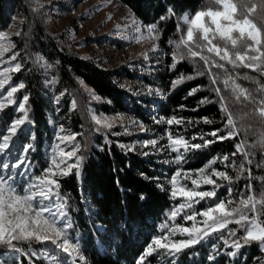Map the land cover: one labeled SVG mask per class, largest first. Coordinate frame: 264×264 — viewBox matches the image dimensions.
I'll return each instance as SVG.
<instances>
[{
	"label": "snow or ice",
	"instance_id": "1",
	"mask_svg": "<svg viewBox=\"0 0 264 264\" xmlns=\"http://www.w3.org/2000/svg\"><path fill=\"white\" fill-rule=\"evenodd\" d=\"M208 2L209 5L218 7L209 6L194 15L185 13L179 17L177 31L180 38L169 42L173 45L169 70H174L176 65L184 60L191 62L194 67L195 75L179 74L172 81L173 88L185 80H193L207 74L210 90L217 100L211 101L204 97L199 105L218 103L220 111L224 113L223 127L214 128L206 133L197 132L190 138H185L180 131L173 135L172 126L175 125L178 129L184 127L186 118L172 115L155 121L156 123L163 121L168 126L164 137H161L166 138L167 143L160 145L158 150L163 151L167 148L169 152L175 153L171 163L177 165L168 180L169 187L165 189L159 183L157 187L162 191L167 190L171 200L180 202L173 205L167 217L171 222L170 225L167 222L164 225L167 231L152 238L138 258L139 264H144L146 257L161 251L168 258V264H177L176 257L180 253L202 244L215 233H219L216 238L219 243L213 242L211 245L212 253L208 256L210 262L215 261L218 255L224 254L235 264L237 259H243L240 250L253 243L259 246L261 253H264V176H254L252 170V157L255 155L253 149L264 150V131L259 134L255 143L249 144L245 137L234 144L233 152L214 156L198 169L184 168L190 152L208 148L217 142L236 140L243 130V126L237 128V121L229 107V98L223 94L221 84L224 91L231 93L233 103L252 105L250 113L245 115L256 116L259 123L264 126V80L248 73L241 75L236 71L239 68H246L264 78V0H260L259 4L254 0H208ZM174 15V9L168 8L166 15L144 25L135 14H131L129 20L137 33L136 40L150 41V51L158 52L159 46L156 42L161 38L159 24ZM108 19H111V16ZM116 29L119 31L121 25L117 24ZM20 34L16 33L17 36ZM15 48L16 45L10 37L0 32V113L13 105L17 113H22L14 117L4 131L0 132V245L19 251L16 245L20 242L28 244L29 247L33 241L40 244L50 242L59 250L58 252L45 248L43 254L38 251L30 253V259L38 258L50 261L51 264H67L61 256L62 253L84 261L80 240L72 235L75 222L69 214L71 211L69 198L66 194H61L60 184L61 178L69 175L82 177L84 156L80 154L81 146L76 140L83 133L66 130L61 124L59 130L54 133L46 164L40 169L39 174L35 173L30 157V153L36 151L35 133L30 135L29 142L21 147L15 159L6 161L3 158L5 155L10 156L14 139L23 132V126L34 124L28 109L30 96L23 94L19 102L15 98L16 93L27 88L26 83L22 80L12 83V74L27 70L22 60L18 59L21 53L15 51L4 59L5 54ZM144 59H149L147 52ZM201 61L202 70L199 64ZM214 69L219 71H213ZM240 79L251 81L256 87L246 88L237 83ZM48 83H55V79L49 80ZM6 85L8 87L5 91ZM199 90L200 86H197L190 90L188 95H195ZM66 91L54 97L55 104L59 105ZM92 99L99 97L92 94ZM76 108L77 101L73 98L70 101V109L74 111ZM180 108L185 110L183 105ZM198 110L199 107L192 109ZM120 118L122 117L99 116L94 111L91 112V119L98 126L95 129L97 132L101 128L111 129L113 121ZM200 121L204 124L214 122L208 117L198 118L196 123ZM132 122L139 124L141 131H147L143 122ZM187 123L192 124L193 121L187 119ZM136 143H140L143 148L157 149L159 141L151 138ZM119 146L127 148V151L136 150L135 144L131 147L123 144ZM149 154L147 151L143 153L145 156ZM238 155L242 157L240 161L235 159ZM218 163L223 169L214 167ZM256 167L260 168L261 164H256ZM228 169L236 173L235 177L229 174ZM29 173L32 175L29 176ZM17 176L27 178V183L22 188L17 186L15 179ZM241 178L246 179L247 183L234 195L232 185ZM253 180L260 182L259 192L254 190ZM225 183L228 185L227 196L220 198L217 192ZM204 186L211 187L202 190ZM140 199L143 200L145 197L141 195ZM201 202H204L206 207L197 209L196 205ZM178 217H182L183 223H176ZM230 224L237 227L229 228ZM238 232L243 234L237 235ZM177 236L181 238L176 239Z\"/></svg>",
	"mask_w": 264,
	"mask_h": 264
},
{
	"label": "trees",
	"instance_id": "2",
	"mask_svg": "<svg viewBox=\"0 0 264 264\" xmlns=\"http://www.w3.org/2000/svg\"><path fill=\"white\" fill-rule=\"evenodd\" d=\"M118 1L128 7L136 18L146 25L166 15L168 8L175 11L174 16L159 24L161 38L157 44L160 58L155 68L158 84L164 93V100L158 105L160 119L172 115L186 118L184 127L178 129L177 126H172L173 135L180 131L185 138H190L197 132L206 133L214 128H222L224 113L220 111L219 104L213 102L199 105L204 97H208L211 101L217 100L210 90L207 74L193 80H185L173 88L172 81L179 74L195 75L194 67L191 62L184 60L178 63L174 70H169V65L172 63L170 53L173 49V45L169 42L180 38V33L177 31L179 17L185 13L194 15L199 10L216 6L209 5L208 0ZM254 2L259 4L260 0ZM15 13H24L27 17L21 27V34L12 36L16 45L14 52L21 53L18 59L22 60L27 69L22 70L21 73H15L14 80H22L27 85L26 89L21 90L20 98L23 94L30 96L28 109L30 119L34 121L31 125L32 131L36 136L34 141L36 151L31 152L30 157L35 173L39 174L40 169L46 164L47 156L43 147L53 121H62L75 133H83L77 137L81 146L80 154L84 156L82 177L78 178L73 174L60 180L61 194H66L69 198L71 209L69 214L75 222V230L72 234L79 238L80 248L85 257L84 261L78 259L76 262L77 264H139L138 258L152 238L167 231L164 225L166 222L171 224L167 217L173 205L180 201L171 200L167 190L162 191L157 187V183L163 185L165 189L168 185L161 179L162 165L154 154L146 157L136 150L132 152L127 151V148H121L120 144L130 147L132 139L122 131L120 126L95 131L98 126L91 119L90 108L94 105L98 113L108 115L133 112L142 119H145V110L138 103H135L134 109L130 110L128 99L136 98L121 85L118 80V71L104 68L96 61L70 50L30 11L28 0H0V32L7 30L14 23ZM183 27L186 28V26ZM43 52L56 65L58 82L55 93L59 95L67 90L59 105L53 101V93L47 88L45 74L37 60V54ZM199 64L202 70L203 62ZM228 67L231 68V66ZM236 71L241 75L248 73L250 76H257L264 80L250 69L239 68ZM81 82L90 87L101 101L94 104ZM237 83L249 89L256 87L251 81L243 79L237 80ZM197 86H200V90L195 95L189 96V91ZM220 87L223 94L229 98V107L237 121V128L243 126V130L240 131L236 140L217 142L208 148L190 152L187 155V163L184 164L185 169H198L214 156L233 152L234 144L245 137L249 144L255 143L259 134L264 131V126L259 123L256 116L245 115L250 113L252 105L233 103L231 93L224 91L222 84ZM73 98L77 101V108L74 111L70 109V101ZM181 105L185 110H181ZM197 107H199L198 111H192ZM0 115L1 126L6 127L14 117L21 114L16 113L13 107H9ZM201 117H208L214 122L212 124H204L202 121L196 123ZM187 119H191L193 123L188 124ZM27 127V124L23 126V130ZM151 127L164 135L168 126L162 122L152 124ZM31 134L32 132L19 133L16 137L15 149L20 151L21 147L29 142ZM206 138L211 139V137ZM253 151L255 153L252 157L253 175L264 176V150L255 148ZM235 159L240 161L242 157L238 155ZM256 164H261V167L257 168ZM214 167L223 169L219 163ZM228 171L235 177L236 173L232 169ZM246 183L247 180L244 178L234 183L232 185L234 195L238 190L243 189ZM210 187L204 186L202 190ZM253 187L256 192H259L260 182L253 180ZM227 188L228 185L225 183L218 190L217 196L226 197ZM141 195L145 199H140ZM196 207L199 209L206 205L201 202ZM176 223H183L182 217H178ZM188 224L190 225L191 222ZM228 227L236 228L237 226L230 224ZM242 234V232L237 233V235ZM218 236L219 233H215L202 244L180 253L176 257L177 264H233L232 259L224 254L218 255L215 261L208 260V256L212 253V243H219L216 239ZM100 243L103 247H100ZM47 244L48 242L40 244L33 241L29 247L28 244L20 242L16 245L19 251L0 245V264H51L50 261L46 262L38 258L30 259L29 255L33 251L42 252ZM240 251L243 259H237L235 264H264V253H261L257 244L253 243ZM165 260L168 258L161 251L146 257L144 264H162Z\"/></svg>",
	"mask_w": 264,
	"mask_h": 264
},
{
	"label": "rangeland",
	"instance_id": "3",
	"mask_svg": "<svg viewBox=\"0 0 264 264\" xmlns=\"http://www.w3.org/2000/svg\"><path fill=\"white\" fill-rule=\"evenodd\" d=\"M28 4L30 11L36 15L38 20L43 22L47 30L55 35L70 50L80 56L96 61L104 68L118 71L119 82L136 98L135 100L133 98L128 99L130 110L134 109L135 103L142 105V108L145 110V119L139 118L133 112L129 114L116 113L111 115L98 113L94 105L90 108V112L94 111L99 116L109 118L122 117L113 121V127L120 126L122 131L131 137L132 142L130 143V147L135 144L137 152L144 153L147 151L150 153L149 156L154 154L155 158L162 165L161 179L168 185V180L177 167V165L171 163L174 153L169 152L167 148L163 151L158 150L160 145H165L167 141L166 138L161 139L164 135L160 131L151 127L152 124H159L155 122L160 119L158 105L164 100V93L158 84L155 69L158 65L157 61H159L160 55L158 52L150 51V41L142 40L138 42L136 40L137 33L134 27L130 25L129 20L130 15L133 14L132 11L118 0H28ZM259 14L260 11L258 8L257 15ZM109 16H111V19H108ZM25 19L27 17L24 13H15L13 17L14 23L7 30L1 32L6 33L11 41H13L12 36L20 32L23 23H25ZM117 24L121 25L119 31L116 29ZM126 24L129 26L124 27ZM13 52L14 49L6 53L4 59L6 60ZM146 52L149 55L148 60L144 59ZM37 60L45 74L47 88L53 93L54 101V97L58 96L55 93L58 82L56 65L44 52L37 54ZM14 74H12V83L17 82L14 80ZM53 78L55 79V83L49 84L48 81ZM81 85L94 104L101 101L100 97L99 99H92V94L97 96L95 92L87 85L83 83ZM7 87L6 85L5 91ZM15 98L18 102L20 101L22 98V96L20 98V92L15 94ZM9 107H13L15 111V105ZM20 114L22 115V113ZM132 121L143 122L147 131H141L139 124L133 123ZM52 124L51 131L46 135V142L43 147L46 156H48L49 145L53 142L54 133L59 130L61 124L64 125L66 130L74 132L69 125L62 121H53ZM4 129L5 127L1 126L0 119V132H3ZM31 132L34 133L31 126L23 130V133L26 134ZM151 138H156L159 141L157 149L151 147L146 149L140 143H136L137 141L142 142ZM15 142L16 138L11 146L10 156L5 155L3 157L4 160L11 161L19 153L15 149ZM76 142L78 141L76 140ZM31 175L32 173H29V176ZM15 179L17 186L20 188L27 183L26 177L17 176ZM73 236L77 237L75 235ZM175 238L180 239L181 237L177 236ZM100 247H103L101 243ZM45 248L52 252L59 251L50 242H48ZM41 254H43V250ZM61 256L67 261V264H77L76 261L78 258L74 259L62 253ZM162 264H168V260L163 261Z\"/></svg>",
	"mask_w": 264,
	"mask_h": 264
}]
</instances>
